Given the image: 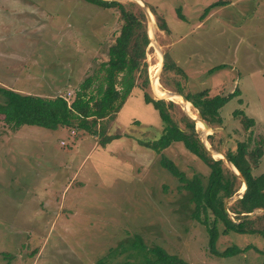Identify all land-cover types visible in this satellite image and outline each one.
Listing matches in <instances>:
<instances>
[{
    "label": "rangeland",
    "instance_id": "rangeland-1",
    "mask_svg": "<svg viewBox=\"0 0 264 264\" xmlns=\"http://www.w3.org/2000/svg\"><path fill=\"white\" fill-rule=\"evenodd\" d=\"M120 1L142 9L137 0ZM144 1L152 15L151 28L145 17L146 31L186 74L160 70L156 78L160 54L148 42V80L171 91L179 78L185 91L206 88L208 95H228L218 109L221 122L204 134L193 120L197 133L216 150L206 138L211 134L223 152L248 134L251 143L261 140L262 154L251 170L264 172V0ZM151 10L168 30L156 26ZM120 24L116 7L85 0H0V85L69 99L89 76L94 90ZM216 65L222 67L209 71ZM140 81L137 76L118 111L98 121L106 135L116 134L105 142L74 127L13 128L0 115V264L140 260L138 250L119 245L130 244L134 234L147 247L160 245L188 264H264V254L251 247L232 255L209 250L204 226L188 215V192L177 188L158 159L164 154L187 175L207 169L180 141L160 152L140 143L156 138L163 127L157 110L144 101ZM146 90L154 97L149 84ZM173 99L174 114L184 113ZM189 110L197 116L192 106ZM241 114L253 124L244 127ZM230 244L264 250L260 235L234 231L220 233L214 246L222 250Z\"/></svg>",
    "mask_w": 264,
    "mask_h": 264
},
{
    "label": "trees",
    "instance_id": "trees-1",
    "mask_svg": "<svg viewBox=\"0 0 264 264\" xmlns=\"http://www.w3.org/2000/svg\"><path fill=\"white\" fill-rule=\"evenodd\" d=\"M85 1L101 7H116L121 18L118 31L107 47V57L100 62L99 69L103 73L98 78L94 90L89 88L91 78L89 76L84 78L74 91L71 102L67 104L61 95L41 96L0 85L2 120L13 128L22 124L38 125L50 129L58 126L74 127L91 134L97 133L101 135L99 140L105 142L115 137L116 134L106 135L104 126L98 121L111 117L118 111L126 95L136 84L135 78L141 77L139 85L143 88V99L157 110L163 121V127L156 138L141 140L140 143L154 152H160L170 142L180 141L185 149L207 169L204 174L194 171L187 175L182 169H177L172 160L164 154H160L158 159L160 165L176 178L177 188L188 192L190 203L188 215L204 226L209 250L216 255H232L244 252L251 247L264 254V250L251 244L242 247L230 244L222 250H217L214 246L218 235L229 231L258 234L264 238V211L236 222L253 208L264 207V172L253 174L251 170L262 154L261 140L251 143V137L248 134L245 139L237 141L233 149L224 150L227 159L246 182V189L241 197L227 203L230 213L227 214L223 210V200L239 188L241 180L225 165L222 158H213L205 151L194 121L183 112H180L178 116L174 114L173 107L176 104L174 101L155 98L146 90L149 80L145 48L149 38L146 34L145 16L142 9L138 6L136 10H133L126 7L120 0ZM127 1L135 3L131 0ZM151 12L155 14L154 11L151 10ZM176 14L179 18H183L179 8H176ZM155 20L159 29L168 30L161 15L155 14ZM163 55L164 61L160 74L173 69L181 78H185L184 70L175 64L166 52H163ZM221 67V65L212 66L209 71ZM159 80L163 82L162 77H159ZM172 89L185 95L196 113L209 127L212 123L221 122L218 109L226 101L228 95H208L206 88L185 91L179 78L174 79ZM233 93L235 90L231 92ZM237 112L234 111V113ZM240 121L244 127L253 124L251 118L243 114H241ZM206 138L212 148L219 149L218 146L213 145L211 134H207ZM141 241L140 236L134 234L130 244L128 242L125 245L119 243L120 247H123L122 250L126 248L138 250L141 259H126L116 264H188L177 254L167 252L160 245L147 247ZM93 264L105 263L101 258Z\"/></svg>",
    "mask_w": 264,
    "mask_h": 264
},
{
    "label": "water",
    "instance_id": "water-1",
    "mask_svg": "<svg viewBox=\"0 0 264 264\" xmlns=\"http://www.w3.org/2000/svg\"><path fill=\"white\" fill-rule=\"evenodd\" d=\"M138 2H139V4L141 5V7H142V9H143V11H144V14H145V17H146V21H147V24H148V26H149V28H151V25H152V19H151V13H150V11H149V9H148V7H147V5H146V2L144 1V0H137ZM146 34H147V36H148V38H149V44H152L153 46H154V48L157 50V52L160 54V63H159V66H158V68H156V72H155V77H158V73H159V71L161 70V67H162V65H163V61H164V55H163V53H161L159 50H158V48H157V46H156V44H155V41H154V38H152L151 37V35L149 34V30H148V32L146 31ZM149 86H150V89L152 90V92L154 93V97L155 98H161V99H170V100H173L172 98H170V97H168V95L167 94H156L154 91H153V82L150 80L149 81ZM169 93H172V94H177V95H179V97H180V100L181 101H183V102H186V101H188L187 99H186V97H185V95L183 94V93H181V92H178V91H174V90H171V91H168ZM183 109V108H182ZM183 111H184V113L190 118V119H192V120H195V117L197 118V120L200 122V124H201V129H202V133H206V131L208 130V125H207V123L201 118V116L200 115H198L197 114V116H194V117H192V116H190L189 114H187V112L183 109ZM200 138V137H199ZM200 140H201V138H200ZM201 142H202V146L204 147V149H205V151L208 153V154H213L214 152H219L220 154H221V156H219L220 158H222L225 162H226V164H227V166H229V168L232 170V172L241 180V184H242V186L240 185V188H239V190H238V192L236 193V194H232V195H230L229 197H227V198H225L224 200H223V204H222V206H223V210L227 213V214H230L229 213V211H228V209H227V202H228V199L229 198H232V199H235V198H238V197H241V195L244 193V191H245V189H246V182H245V179H244V177L239 173V171L231 164V162L227 159V157H226V155H225V153L223 152V151H221V150H214V149H211V148H208L205 144H204V142L201 140ZM212 157H213V155H211ZM214 158V157H213ZM231 166H233V168L231 167ZM242 187V188H241ZM258 209H260L261 211H264V207H257V208H253L250 212H248L244 217H241V218H239L238 220H236V222L237 221H239V220H242L243 218H246V217H251V216H253L256 212V210H258Z\"/></svg>",
    "mask_w": 264,
    "mask_h": 264
},
{
    "label": "bare ground",
    "instance_id": "bare-ground-1",
    "mask_svg": "<svg viewBox=\"0 0 264 264\" xmlns=\"http://www.w3.org/2000/svg\"><path fill=\"white\" fill-rule=\"evenodd\" d=\"M151 19H152V15H151ZM151 21H152V20H151ZM159 63H160V59H159ZM159 63H158V66H159ZM158 66H157V68H158ZM156 78H157V77H156ZM153 91H154L156 94H167L168 97H170V98H172V99H173V98L178 99V101H180L181 107L187 112V114H189V115L192 116V117L196 116L195 113H193L191 110H189V109L191 108V104H190V102H189V101H186V102L181 101L179 95L169 93L168 90H164V89L160 90V89H158V88L154 85V83H153ZM173 100H174V99H173ZM188 108H189V109H188ZM196 122H199V121H198L197 118L195 117V124H196ZM199 124H200V122H199ZM200 125H201V124H200ZM214 153H216L217 155L221 156V154H220L219 152H214ZM214 153H213V155H214ZM231 167L233 168V166H231ZM241 186H242V185H241ZM241 188H242V187H241Z\"/></svg>",
    "mask_w": 264,
    "mask_h": 264
},
{
    "label": "built area",
    "instance_id": "built-area-1",
    "mask_svg": "<svg viewBox=\"0 0 264 264\" xmlns=\"http://www.w3.org/2000/svg\"><path fill=\"white\" fill-rule=\"evenodd\" d=\"M66 93L69 95V92H68V91H67ZM62 97H63V96H62ZM72 97H73V96H71L69 99H71V100H72ZM63 98H65V100L67 101V104H69V103H70V101H69V99H68L67 97H63Z\"/></svg>",
    "mask_w": 264,
    "mask_h": 264
}]
</instances>
